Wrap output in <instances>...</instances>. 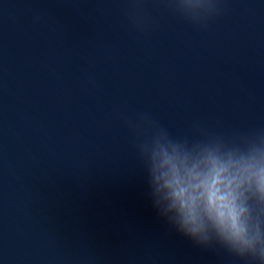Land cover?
I'll use <instances>...</instances> for the list:
<instances>
[{"label": "water", "instance_id": "95a60500", "mask_svg": "<svg viewBox=\"0 0 264 264\" xmlns=\"http://www.w3.org/2000/svg\"><path fill=\"white\" fill-rule=\"evenodd\" d=\"M0 0V264H253L153 206L130 126L264 134V0Z\"/></svg>", "mask_w": 264, "mask_h": 264}, {"label": "clouds", "instance_id": "9594fccd", "mask_svg": "<svg viewBox=\"0 0 264 264\" xmlns=\"http://www.w3.org/2000/svg\"><path fill=\"white\" fill-rule=\"evenodd\" d=\"M186 15H210L212 0H176ZM154 208L169 226L201 246L222 245L264 264V134L176 140L148 116L129 121Z\"/></svg>", "mask_w": 264, "mask_h": 264}]
</instances>
